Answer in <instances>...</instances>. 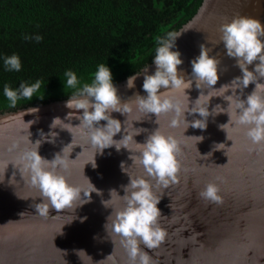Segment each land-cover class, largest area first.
Here are the masks:
<instances>
[{
    "label": "water",
    "instance_id": "water-1",
    "mask_svg": "<svg viewBox=\"0 0 264 264\" xmlns=\"http://www.w3.org/2000/svg\"><path fill=\"white\" fill-rule=\"evenodd\" d=\"M241 15L264 24V0H202L192 17L175 32H183L173 50L181 53L183 63L178 67L185 72L186 79L191 75V61L200 54L201 45L219 60L220 78L215 88L242 75L235 58L226 54L220 40L221 25ZM256 63L249 65V70H254ZM145 69L154 73L153 60L136 72L140 76L134 88L129 89L126 84L128 77L135 73L114 83L122 100H134L131 96L135 93L146 95L142 88ZM258 82L264 83V78ZM254 89L255 82L250 83L243 89L241 98L246 99ZM201 91L207 94L208 89L196 88L193 81V86L186 89L187 95L178 94V99L192 107ZM221 91L217 89L212 95H220ZM68 98L0 112V264H132L121 237L110 227L108 233L105 229L113 209L102 203L111 198L112 189L124 195L121 186L129 183L128 174L147 179L155 194L163 195L157 207L162 213L159 225L167 233L165 241L155 249L140 245L151 257L152 264H264V144H252L245 134L246 128L232 123L225 126L226 130L220 128L229 120L226 112L209 116L205 130L191 126L186 129L183 117L178 127H172V113L156 118L155 114L146 116L132 105L128 115L112 113L122 122V131L114 139L122 138L124 126L125 134L132 137L131 152L124 148L117 151L113 146L105 149L103 155H95L80 128L72 127V133L59 127L50 128L55 117L64 119L70 111L82 113L65 106ZM227 103L222 97H212L209 110L217 104L226 108ZM33 107L39 111L26 112ZM185 117L188 121L200 118L198 113L187 112ZM28 121L34 123L29 127ZM65 122L73 126L80 123L75 118ZM156 130L178 141L176 157L181 165L178 182L166 189L156 187L155 180L135 162L139 156L138 143H144ZM41 131L45 135L50 131L58 133L55 142L45 140ZM192 136H202L203 140ZM37 140H41L38 151L42 157L52 160L60 153L68 160L67 171L57 169L68 183L91 190V182L102 194L93 192L91 201L76 209L75 205L60 211L50 207L48 216H40L34 205L47 201L41 200L39 189L31 186L30 174L21 162L24 153L36 147ZM220 143L225 145H217ZM94 156L96 168L91 164ZM122 162L128 174L122 171ZM209 183L219 186L222 204L200 197L199 193ZM109 204L114 209L124 206L116 193Z\"/></svg>",
    "mask_w": 264,
    "mask_h": 264
},
{
    "label": "clouds",
    "instance_id": "clouds-1",
    "mask_svg": "<svg viewBox=\"0 0 264 264\" xmlns=\"http://www.w3.org/2000/svg\"><path fill=\"white\" fill-rule=\"evenodd\" d=\"M220 32V40L223 42L226 54L235 58L236 64L242 71V75L235 77L230 83L223 84L219 88L214 87L220 78L219 60L215 56L209 55L204 45L200 46V54L191 61V75L190 77L187 75L189 78L186 79L185 72L178 67L183 63L181 53L178 50H173L176 39L183 32L179 34L168 32L165 36L156 38L158 47L153 58L154 73L150 74L148 69H145L142 74V88L146 95L135 93L131 96L135 98L134 100H122L117 86L113 83L112 72L106 64H100L92 74V82L84 83L81 87H78L80 81L76 73L67 70L64 73L65 87L74 89V91L65 102V106L71 110H82V113L70 111L64 119L55 117L50 128L59 127L69 132L72 127L80 128L82 134H85L90 141L95 155L97 153L103 155L105 149L113 146L117 151L121 148L130 150L129 141L132 137L125 134L124 126L122 138L114 139L116 134L122 131V122L114 118L112 113L119 112L122 115H128L134 105L136 110L146 116L152 113L158 118L161 114L172 113L173 118L170 122L172 127H178L181 117H183L186 129L191 126L205 130L209 116L215 117L226 112L229 120L226 124L220 125V128L226 130L225 126L229 123L244 127L247 129L245 134L252 144H264V83L258 82L264 78V24L256 18L241 15L222 24ZM32 38L26 37V39ZM34 39L40 41L42 37L37 35ZM256 61L258 63L255 64L254 70H249L248 66ZM4 65L9 71H19L21 69L20 57L16 54L8 56L4 59ZM138 76L140 75L136 73L129 76L126 87L134 88ZM193 81H195L196 88H207L208 92L204 94L201 91L193 106L189 107V103L184 105L180 102L178 94H186V89L193 86ZM253 82H255V89L247 95L246 99H242L243 89ZM41 83L40 80H36L30 85L21 83L17 90H13L6 84L3 89L4 95L10 102V106L15 107L21 98L31 100L34 94L40 90ZM217 89L222 90L221 94L212 95V92ZM237 89H240L239 94ZM229 91L231 94H227ZM38 97L42 99L43 95ZM212 97H222L228 102L227 107L224 108L217 104L210 111L209 103ZM38 111L39 109L35 107L26 110L28 113ZM186 112L189 114L198 113L200 118L188 121L185 117ZM73 118L80 121L79 125L73 126L70 122H65V120L71 121ZM101 121L107 123L101 125ZM28 122L29 127L34 123V121ZM57 135L58 133L54 131H50L47 135L41 131V136L50 143L55 142ZM192 137H199V141L203 140L202 136ZM227 137L229 139L228 132ZM34 144L36 147L25 152L21 162L24 169L30 174L31 186L39 189L41 200L47 201V203L34 205L40 216H48L50 207L60 211L75 205L76 209L78 206L90 202L93 192L98 195L102 194L90 181L91 190H84L68 183L66 176L57 171L58 168L67 171L68 160L60 153H57L52 160H48L39 154L38 148L41 140H37ZM138 145L139 156L135 158V162L143 167L148 177L155 180L156 187L166 189L170 184L178 182L181 165L176 157L179 150L178 141L173 136L156 130L146 138L144 143H138ZM130 158L133 161V157ZM91 164L93 168H96L95 156ZM121 169L126 172L123 162ZM128 176L129 183L121 186L124 189L123 196L112 189L110 190L111 198L102 201L106 208L113 209L112 213L115 211L114 219H112V213L107 217L105 229L108 233L110 227L113 233L121 237V242L127 250L132 264H152L151 257L141 249L140 245L143 244L147 249H155L165 241L167 233L159 225L162 213L157 207L163 195L158 197L153 191V185L147 179L134 178L129 174ZM219 192L217 184L209 183L199 195L210 203L222 204L223 198ZM113 193H116L123 201L122 208L114 209L110 206L109 202L112 200ZM23 214L20 215L23 216ZM84 219L86 217L81 218L82 222ZM110 220L111 224L109 225Z\"/></svg>",
    "mask_w": 264,
    "mask_h": 264
},
{
    "label": "trees",
    "instance_id": "trees-1",
    "mask_svg": "<svg viewBox=\"0 0 264 264\" xmlns=\"http://www.w3.org/2000/svg\"><path fill=\"white\" fill-rule=\"evenodd\" d=\"M201 2L0 0V112L69 97L74 89L65 87L67 70L76 73L78 87L92 82L100 64L110 68L113 83L138 72L153 60L156 38L176 32ZM13 54L20 57L19 71L5 68ZM36 80L42 83L33 98L11 107L4 86L17 90Z\"/></svg>",
    "mask_w": 264,
    "mask_h": 264
}]
</instances>
